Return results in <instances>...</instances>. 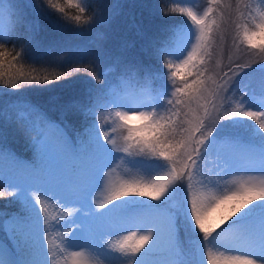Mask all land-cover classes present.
<instances>
[{"label": "snow or ice", "instance_id": "obj_1", "mask_svg": "<svg viewBox=\"0 0 264 264\" xmlns=\"http://www.w3.org/2000/svg\"><path fill=\"white\" fill-rule=\"evenodd\" d=\"M45 2L46 8L32 0H0V79L8 77L12 89L22 87L21 79L40 85L66 78L26 79L22 70L10 71L33 49L44 54L35 40L40 19L54 29L74 22L76 31L82 24L111 30L122 7L117 0L105 15L97 0ZM172 11L190 23L139 29L137 52L103 43L73 49L78 65L86 58L91 65L75 72L82 70L100 87L85 83L51 96L55 118L30 102L0 101L6 105L0 107V199L8 201L0 208V264H56L58 253L83 248L98 264H264V102L257 103L255 88L245 83L249 69L260 73L264 93V0H208L202 15L191 7ZM226 24L237 30L233 45L251 59L238 63L229 55L224 71ZM214 58L216 76L209 74ZM97 62L112 65V77L128 87L117 90L108 73L95 70ZM140 78L155 85L151 92L137 87ZM237 91L240 101L225 105ZM5 95L11 94L0 92ZM20 104L27 111L13 118L8 109ZM222 108L230 112L222 114ZM109 109L122 143L97 117ZM12 134L28 139V159L10 147ZM119 163L144 176L108 181L98 211L92 194ZM46 200L58 206L51 220ZM13 204L16 210L8 211ZM69 206L78 211L61 215ZM121 231H128L122 240L104 243ZM52 232L61 233L60 244L53 245Z\"/></svg>", "mask_w": 264, "mask_h": 264}, {"label": "trees", "instance_id": "obj_2", "mask_svg": "<svg viewBox=\"0 0 264 264\" xmlns=\"http://www.w3.org/2000/svg\"><path fill=\"white\" fill-rule=\"evenodd\" d=\"M116 2V0H97V3H101L103 5V11L105 15H107L111 11L112 5ZM235 2L236 0H231V3L233 5H235ZM38 3H44V7H47L45 0H39ZM119 3L122 5V7L115 11L111 30H108L107 25L98 24L94 28H90L89 25L82 24L79 26L81 31H76L74 22H69V25L66 28L54 29L50 22H48L47 20L43 22V20L40 19L38 23L41 31H39L35 35V40L39 43L40 48L43 50V53L50 54H53V51L56 50L57 45L60 48L67 47V49L70 50L71 54H73V49L75 48L68 46L70 41L75 44L76 48L83 46L94 48L97 43H103L110 48L114 45L124 46L126 47L128 52L133 53L139 51L141 47V39L138 35L139 29L143 28L156 30L159 28L168 27L169 25L177 27L176 24L180 21L178 12L172 11V9L180 7L178 0H120ZM85 19H87V16H85ZM226 25L227 28H229L232 24ZM106 33L107 36H105ZM230 39L231 41H227V44L225 45L223 59L224 63L221 64V68H223L224 71H227V68L224 66L229 63V55H231L232 59L238 63H245L251 59L249 56L242 55L241 51H238L236 49V47L233 45V36H230ZM8 47L11 50L13 46L8 45ZM243 47V45L240 46L241 50L243 49ZM16 50H20L19 46L16 47ZM37 56L38 55L36 54V50L33 49V54L29 55L23 60H20L16 64V67L14 69H10V71L15 72L16 70H22L29 79H31L33 76H36L39 79H43L44 76H48L49 80H52V78L57 75L65 76L66 78L59 81L53 80L50 84L40 85H37L35 83L26 84L25 81L21 79L19 80V83L22 85L20 89H8V77H4L0 79V87H2V89L4 90H9V92L6 93H10L11 95L9 96L11 98L14 99L23 97L24 99L31 100L34 105H39L41 109L48 112L53 118H55L56 110L48 103V100L51 96H64L66 93L73 89L79 90L80 87L85 83L97 88L100 87V85L97 84L96 80L84 73L82 70L80 72H75L76 67H81V69L85 65L91 67L88 58H86L79 65L76 63L77 59L74 60V63L71 66L72 71L66 72L65 70H62L60 68L51 70L41 67L38 61H36ZM145 67H148V65H145ZM5 70H9L7 69V65L5 66ZM95 70L98 73L101 70H103L105 73H108L109 78L114 79V87L117 90L128 87L126 83L115 80V78L112 77V65L101 64L97 62L95 65ZM217 70H220V68ZM248 71L250 75L249 77L245 78V83H249L253 88H255L257 102L264 101V93H261L259 87L261 74L258 72L251 73L250 69ZM69 73H71V75H69ZM241 75H243V73ZM141 86H143V90H149L150 92L155 87V85H144L143 78H140V85H137V87ZM236 94L242 95L240 91H237ZM224 103H226V101ZM230 104L233 105V102H230ZM229 110L230 108L225 110V112L228 113ZM102 113L104 112L98 111L97 117L99 118L100 123L104 125V129L106 131L107 126L113 123V119L106 118L107 123H105V118L102 119L101 116ZM246 122L254 123L252 121ZM78 126L79 121H74V127ZM117 130L121 129L117 127L114 130H110V133H112L111 136L114 135V139L117 141V143H122V137H120ZM24 156L27 159L29 158V156L25 153Z\"/></svg>", "mask_w": 264, "mask_h": 264}, {"label": "rangeland", "instance_id": "obj_3", "mask_svg": "<svg viewBox=\"0 0 264 264\" xmlns=\"http://www.w3.org/2000/svg\"><path fill=\"white\" fill-rule=\"evenodd\" d=\"M38 1L39 0H32V3L33 4H39ZM178 1H179L180 7H191V8H193L194 11H197L198 14H201V15L203 14V11L206 10L207 5H208V0H178ZM23 2L27 3L28 0H23ZM257 2H258V0H257ZM178 15H179L180 21L176 24L177 27L190 23L187 20V17H185L179 13H178ZM30 19H32V18L30 17ZM42 20H43V22H45L44 19H42ZM224 27L226 29L225 38H226V41L229 42V41H231L230 36H233V38L236 37V31L237 30L234 29L233 25H230L229 28H227V25H225ZM39 31H41L40 26H39ZM259 42L260 41L258 39L257 43H259ZM68 46H70L72 48H76L75 44L72 41L69 42ZM76 59H77V57L74 54H71L70 50H68L67 47L60 48L57 45L56 50L53 51V54L44 53L43 55H38L36 61H38L39 65L41 67H44V68H48L51 70H53L55 68L56 69L60 68L62 70H65L66 72H71L72 71L71 66L73 65L74 60H76ZM222 63H224V60L222 61ZM40 66H38V67H40ZM210 67L212 69V71H210V73H209L210 75L216 76V74L220 72V70H217L219 68H217L215 66V58L213 60V64ZM41 69H43V68H41ZM215 70H217V71H215ZM229 75H230V73H229ZM25 78L29 79L26 75H25ZM7 88L10 89V87H7ZM0 92L6 93V92H9V90L7 91V90L2 89V87H0ZM148 92H150V91L147 90L145 93H148ZM240 98H241V95L235 93L234 95H231L228 98V100H226L225 105L230 104V102H233V105L232 104L231 105L234 107L236 105V103L240 101ZM17 99L24 101V102H30L31 101L28 99H24L23 97L13 99L9 95H5V96L0 97V101H3V100L16 101ZM260 102H264V101H259L257 103H260ZM30 103L33 104L32 101ZM0 107H6V105L0 104ZM21 110L27 111L26 109H23V105L20 104L15 109L9 108L8 114L10 116H12L13 118H15L17 113ZM221 111H222V114H225V115L228 114L225 112V109H223V108L221 109ZM103 112L104 113L101 114L102 119L103 118H112L113 121L115 120L114 110L109 109V110H105ZM229 112H230V110H229ZM27 118L28 119H38L32 113H28ZM101 122H102V120H101ZM132 123L135 125V124H139L140 121L133 120ZM117 127H119L118 121L107 126L106 131L111 135L112 133H110V130H114ZM117 132H119L120 137H122L121 136L122 129L117 130ZM112 137L114 138V135ZM9 144L12 148H15L21 152H24L29 157L32 155L29 141L23 135H20V134L10 135L9 136ZM18 145H20V146H18ZM133 176L136 178H140V177L144 176V173L142 171H137L135 169H133L132 172L129 173L127 170V165L124 163H119V166L115 167V171H112L111 175L108 176L106 178V180L101 184V186L98 187L93 192V194H92L93 206L96 207V209L99 211L100 210L99 205L105 202V199L109 194L107 187L105 186L108 181H111L112 183H117L123 179H130ZM231 178L232 177H227L226 179L231 180ZM3 179H4V175L2 172H0V180H3ZM196 179L199 180L200 177L197 176ZM132 199H142V200L149 202V203H155V201H152L149 197H143V198L132 197ZM7 203H8V201L6 199H0V208H4ZM45 203H46V207L48 208L49 219L51 220L53 217L57 216L58 206L54 202H49L47 200L45 201ZM16 207L17 206L13 204L7 210L8 211L15 210ZM59 211H60V214L64 215V216H67L69 213L75 214L78 211V206H69V207L62 209V210H59ZM128 231H130V230L128 229ZM128 231H121L119 233V235L111 236L110 240H107V237H106L104 243H106L107 245L115 244L117 241L122 240L123 236L128 234ZM60 236H61V233H59V232H52L51 233L50 238L52 239L54 246L57 244H60V239H59ZM73 251H79L82 253V255H80L79 257H73V255H72ZM74 260H76L78 262V264H98V261L95 258V256L87 248L67 249V250L63 251L62 253H58L56 255V264H73Z\"/></svg>", "mask_w": 264, "mask_h": 264}, {"label": "bare ground", "instance_id": "obj_4", "mask_svg": "<svg viewBox=\"0 0 264 264\" xmlns=\"http://www.w3.org/2000/svg\"><path fill=\"white\" fill-rule=\"evenodd\" d=\"M133 228V231H136L137 229L135 227H132Z\"/></svg>", "mask_w": 264, "mask_h": 264}]
</instances>
